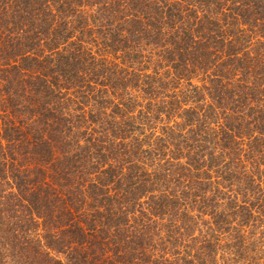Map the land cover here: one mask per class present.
<instances>
[{
    "label": "trees",
    "instance_id": "obj_1",
    "mask_svg": "<svg viewBox=\"0 0 264 264\" xmlns=\"http://www.w3.org/2000/svg\"><path fill=\"white\" fill-rule=\"evenodd\" d=\"M0 264H264V0H0Z\"/></svg>",
    "mask_w": 264,
    "mask_h": 264
}]
</instances>
